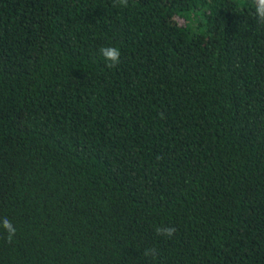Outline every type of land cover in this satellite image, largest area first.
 <instances>
[{
  "label": "trees",
  "instance_id": "1",
  "mask_svg": "<svg viewBox=\"0 0 264 264\" xmlns=\"http://www.w3.org/2000/svg\"><path fill=\"white\" fill-rule=\"evenodd\" d=\"M253 10L0 0V264H264Z\"/></svg>",
  "mask_w": 264,
  "mask_h": 264
},
{
  "label": "clouds",
  "instance_id": "2",
  "mask_svg": "<svg viewBox=\"0 0 264 264\" xmlns=\"http://www.w3.org/2000/svg\"><path fill=\"white\" fill-rule=\"evenodd\" d=\"M128 3L129 0H113V6L121 8L128 7ZM252 4L254 9L252 11V16L261 27H264V0H252ZM99 51L107 69H112L118 65L120 57L118 48L101 47ZM0 229H3V232L6 233L5 238L7 242L11 243L17 232L13 223L7 217H4L0 219ZM175 232V227L158 226L155 228V234L160 237L172 238ZM154 252L155 249H147L143 252V255L147 257Z\"/></svg>",
  "mask_w": 264,
  "mask_h": 264
}]
</instances>
